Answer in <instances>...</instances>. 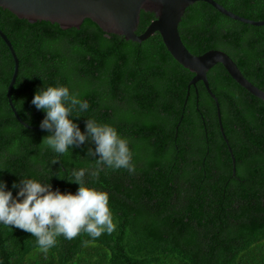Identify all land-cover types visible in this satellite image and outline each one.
<instances>
[{
    "label": "trees",
    "instance_id": "trees-1",
    "mask_svg": "<svg viewBox=\"0 0 264 264\" xmlns=\"http://www.w3.org/2000/svg\"><path fill=\"white\" fill-rule=\"evenodd\" d=\"M216 1L264 20V0ZM154 18L142 10L136 33ZM0 29L19 59L12 101L23 121L37 126L22 125L9 106L14 61L0 37V179L11 188L20 177L36 178L75 193L72 172L85 169V179L109 193L117 223L113 233L97 239L86 233L58 237L47 254L30 233L0 225V264H264L263 99L221 63L208 70L236 160L233 174L215 101L202 81L187 95L195 73L172 57L160 33L136 42L89 18L63 29L3 7ZM179 33L194 54L226 52L264 90V25L233 19L199 0L186 8ZM57 84L87 101L88 110L74 118L81 131L87 118L95 119L129 139L134 172L98 165L87 156L90 142L63 155L42 143L49 134L40 128L45 113L31 100L39 87Z\"/></svg>",
    "mask_w": 264,
    "mask_h": 264
},
{
    "label": "clouds",
    "instance_id": "clouds-1",
    "mask_svg": "<svg viewBox=\"0 0 264 264\" xmlns=\"http://www.w3.org/2000/svg\"><path fill=\"white\" fill-rule=\"evenodd\" d=\"M31 103L45 113L40 128L49 134L42 138V143L54 153L63 155L90 142L94 147L87 149V156L98 165L135 171L130 141L113 125L87 118L81 131L74 118L82 116L80 113L86 112L89 105L70 92L68 86L39 87ZM98 173L99 169L92 175ZM72 176L70 181L79 185L75 193L54 189L49 181L36 178L19 176V182L13 181L11 188L0 179V225L30 233L44 254L56 246L61 236L72 240L86 233L97 239L113 233L117 223L110 208L109 193L90 184L85 179V169L74 170ZM13 189H16L15 195Z\"/></svg>",
    "mask_w": 264,
    "mask_h": 264
},
{
    "label": "water",
    "instance_id": "water-1",
    "mask_svg": "<svg viewBox=\"0 0 264 264\" xmlns=\"http://www.w3.org/2000/svg\"><path fill=\"white\" fill-rule=\"evenodd\" d=\"M195 1L199 0H0V7L10 10L19 18L27 19L29 22L45 20L57 23L63 29L78 28L85 18H89L105 32L122 35L126 40L136 42H142L155 32L160 33L172 57L195 73L188 84L187 95L191 85L202 81L215 101L219 128L228 146L233 164L232 171L235 174L236 160L224 132L219 101L210 88L207 72L215 64L221 63L231 77L251 94L264 100V90L247 79L226 52L210 49L201 54H194L186 47L179 33V24L186 8ZM202 1L208 2L218 11L233 19L257 26L264 25V20H253L236 14L216 0ZM142 10L153 12L155 18L145 31L138 34L136 30ZM0 37L6 43L14 61L12 76L6 92L9 106L22 125L30 129L37 128L23 121L12 101L11 90L18 75L19 59L12 42L2 29H0Z\"/></svg>",
    "mask_w": 264,
    "mask_h": 264
}]
</instances>
